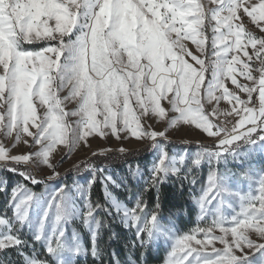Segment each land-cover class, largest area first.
<instances>
[{
	"label": "snow or ice",
	"instance_id": "6c2138e0",
	"mask_svg": "<svg viewBox=\"0 0 264 264\" xmlns=\"http://www.w3.org/2000/svg\"><path fill=\"white\" fill-rule=\"evenodd\" d=\"M221 101L231 107L207 110ZM176 126H194L213 143L177 150L166 134ZM96 136L147 142L152 160L142 168L123 148L92 152L96 160L75 166L90 175L69 184L51 155L61 145L67 155L90 148ZM21 143L27 154L13 155ZM100 157L122 161L126 175L114 178ZM257 159L264 0H0V264H102L105 256L121 264L112 241H123L128 264L137 250L143 264L161 241L170 245L164 264H264ZM170 183L198 206L186 233L162 207Z\"/></svg>",
	"mask_w": 264,
	"mask_h": 264
},
{
	"label": "rangeland",
	"instance_id": "374dc122",
	"mask_svg": "<svg viewBox=\"0 0 264 264\" xmlns=\"http://www.w3.org/2000/svg\"><path fill=\"white\" fill-rule=\"evenodd\" d=\"M247 27V24L245 25ZM188 43V47L190 49H194V46ZM251 53V49H249ZM241 82L242 78H241ZM229 87L232 88L229 84ZM61 97L64 95H67V90H65L63 93H60ZM243 98V96H242ZM166 106V102H165ZM76 107V103L74 101H69L65 103V109L70 111L74 110ZM207 110L212 111L213 109H218L220 111H223L225 109L230 108L231 106L228 105L227 101H221L219 104L216 102H213L210 105H207ZM75 119V118H71ZM221 121L227 124V122L231 118H225L221 117ZM146 122L148 125H152L155 130L157 131H163L165 129V122L164 121H152V120H147L145 118ZM171 140L172 144L175 146L177 150H181L183 148H191L195 149L196 145L203 142L206 145H211L213 143V138L207 137L206 134H203L199 129H195L194 126L192 128H189L188 126H176L168 129L166 133ZM121 135H124L123 133ZM89 140L91 141V147H86L84 144H81L79 147H77L71 155H67V149L65 147L58 146L57 150L51 155L50 160L53 165H56V170L60 173L61 178L65 179L69 184L72 182V180L76 179L79 180L81 183L85 181V178H87L90 174L87 171H82L81 173L77 174L75 172V166L76 165H82L84 162L88 161L90 158L92 159L93 157L91 156L92 152H102L105 150H110L109 154H118V149L123 148L127 152H134L138 151L144 148H147V142H141L137 141L133 137H129L127 140L124 141H118L114 136H108L106 138H101L99 136L96 137H89ZM14 141L9 138L8 144L11 145ZM35 149H33L34 151ZM27 148L24 146L22 143L17 145L14 151L12 152L13 155H21V154H27ZM63 157V159H62ZM95 159V158H94ZM93 159V160H94ZM152 160V153H151V158L150 162ZM149 162V164H150ZM256 167H260L261 165H264V160H259L257 159L255 162ZM148 164V165H149ZM43 170L39 172V177H46L47 175L50 174L51 170L48 169L46 166L41 165L40 166ZM228 167L233 168L235 165L229 163ZM205 171V176L204 179L206 178V175L208 174V168L205 165L204 168L202 169ZM112 174L114 178L119 179L120 176L126 175V169L125 167L119 171H116L114 169H111ZM58 183V182H57ZM135 183V182H133ZM242 190H247L246 189V184L242 185ZM117 194L121 197V199L124 198L123 194H120L117 192ZM193 205L196 209V214L194 218V225L192 226L195 227L197 223V216H198V206L193 202ZM176 229H178L176 227ZM191 229V228H190ZM188 230H179V232L186 233ZM84 240H87V234H84ZM87 243V242H86ZM170 245L165 244L162 241L158 242L155 246H149V249L153 252H157L159 248H161L164 251L163 255V261L161 264H164L165 257L167 255L168 249Z\"/></svg>",
	"mask_w": 264,
	"mask_h": 264
},
{
	"label": "trees",
	"instance_id": "16d2710c",
	"mask_svg": "<svg viewBox=\"0 0 264 264\" xmlns=\"http://www.w3.org/2000/svg\"><path fill=\"white\" fill-rule=\"evenodd\" d=\"M129 155L127 156V161L129 163H139L140 166L143 168L146 165L149 164L150 158H151V152L147 150V148L134 151V152H128ZM111 155H117V153L109 154ZM94 159V157L92 158ZM96 160V158L94 159ZM99 162L109 163L110 168L114 169L116 171H119L123 169L124 163L120 160H108L106 157H100ZM11 176V173L8 174ZM205 171L202 170V173L200 175V181L202 182L204 180ZM11 183V181H10ZM39 188V186H37ZM163 191L165 193L164 203H163V210L165 213L168 212L169 209H171L174 213L177 215V219L175 221L176 227L180 230H188L192 228L194 225V218L196 214V209L193 205V201L189 200L187 195H184L181 197L179 192H176L175 195H173L174 186L173 184H166L162 186ZM186 191V190H185ZM93 197L94 198H102V193L98 188H94L93 191ZM121 198V197H120ZM124 199V198H123ZM173 205H176L177 207H173ZM178 208L181 209V211H178ZM116 230L122 234V236L130 239L132 234L128 233L124 228H122L119 225H114ZM109 233L107 231L104 232V235L102 237L101 243L102 246L107 242ZM87 242V240H85ZM87 244V243H86ZM112 247L116 249V252L118 254L119 260L121 264H128V258H129V252L127 249H125V246L123 244V241L121 243H117L116 241H112L111 244ZM107 247V245H106ZM163 255L164 251L159 248L157 252L151 251V249H147L145 251L144 257H143V264H161L163 261ZM133 259V264H140V252L139 250L135 251L131 254ZM102 264H111V258L110 256H105Z\"/></svg>",
	"mask_w": 264,
	"mask_h": 264
},
{
	"label": "built area",
	"instance_id": "2783aa9c",
	"mask_svg": "<svg viewBox=\"0 0 264 264\" xmlns=\"http://www.w3.org/2000/svg\"><path fill=\"white\" fill-rule=\"evenodd\" d=\"M229 121H230V120H229ZM229 121L227 122L226 126L231 127V124H230Z\"/></svg>",
	"mask_w": 264,
	"mask_h": 264
}]
</instances>
